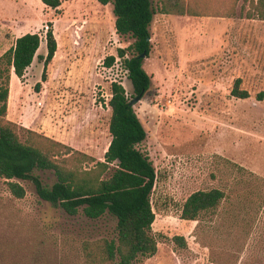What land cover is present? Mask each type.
<instances>
[{"label": "rangeland", "instance_id": "1", "mask_svg": "<svg viewBox=\"0 0 264 264\" xmlns=\"http://www.w3.org/2000/svg\"><path fill=\"white\" fill-rule=\"evenodd\" d=\"M172 1L206 16L162 14L164 0H151V47L142 59L151 84L133 109L146 132L139 149L156 173L157 252L142 263L264 264V0ZM114 22L112 5L96 0H61L57 10L40 0H0V56L23 33L41 36L37 55H44L49 23L57 45L45 81L37 58L11 81L6 119L22 142L33 131L103 161L111 140V83L135 98L118 57L133 40L117 35ZM109 56L115 61L107 67ZM236 79L247 99L231 95ZM37 175L45 184L54 181L49 172ZM17 182L22 199L0 179V264H84V242L116 237L112 217L68 216L40 200L29 181ZM211 189L225 193L217 213L182 220L185 200ZM175 236L186 247L176 246Z\"/></svg>", "mask_w": 264, "mask_h": 264}, {"label": "trees", "instance_id": "2", "mask_svg": "<svg viewBox=\"0 0 264 264\" xmlns=\"http://www.w3.org/2000/svg\"><path fill=\"white\" fill-rule=\"evenodd\" d=\"M96 1L103 6L112 5L115 33L133 40L127 49L118 50V57L122 60L133 95H144L150 88L151 79L142 68L140 56L144 54L147 57L151 47L150 26L155 15L151 0ZM40 2L54 10L61 6V0ZM160 11L177 16H206L172 0H164ZM41 42L40 35L26 33L16 38L0 56V179L5 181L9 193L16 199L25 196L24 188L17 181H29L40 200L60 208L68 216L81 212L89 220L105 216L114 219V239L82 244L84 264H143V259L157 252V241L152 234L155 215L151 204L156 173L148 155L139 149L146 139V132L129 104L124 87L117 82L110 85L108 132L111 140L103 161H95L33 131H28V139L22 142L16 124L6 119L11 73L21 79L37 58L43 65L41 79L46 80L47 67L57 49L50 23L44 35L46 52L37 55ZM127 53L130 57H125ZM114 61L115 58L109 56L104 64L110 67ZM240 84L241 79L234 81L231 95L247 99L249 94L240 89ZM39 88L40 83H37L35 90ZM258 98L261 100L262 95ZM88 161L94 163L89 169L74 166ZM109 171L110 176L105 178ZM38 172L51 173L54 177L52 184L43 183ZM224 199L225 193L220 189L196 191L185 200L180 218L200 221L212 217ZM172 242L186 247L183 237L175 236Z\"/></svg>", "mask_w": 264, "mask_h": 264}, {"label": "water", "instance_id": "3", "mask_svg": "<svg viewBox=\"0 0 264 264\" xmlns=\"http://www.w3.org/2000/svg\"><path fill=\"white\" fill-rule=\"evenodd\" d=\"M140 57H141V59H144V58H145V55L142 54ZM142 97H143V94L138 95L137 97L133 98V99L130 101L129 104L133 107V105H134L135 103L139 102V101L141 100Z\"/></svg>", "mask_w": 264, "mask_h": 264}, {"label": "crops", "instance_id": "4", "mask_svg": "<svg viewBox=\"0 0 264 264\" xmlns=\"http://www.w3.org/2000/svg\"><path fill=\"white\" fill-rule=\"evenodd\" d=\"M23 34H25V33H23ZM23 34H22V35H23ZM20 36H21V35H20ZM17 37H19V36H17ZM17 37H16V38H17ZM16 38H15V39H16ZM14 76H15V75H14L13 73H11V76H10V85H11V81L13 80ZM10 94H11V86H10V93H9V99H8V106H9V103H10V102H9V101H10Z\"/></svg>", "mask_w": 264, "mask_h": 264}]
</instances>
